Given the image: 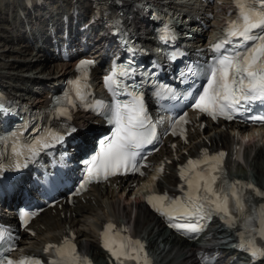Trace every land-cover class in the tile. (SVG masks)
<instances>
[{
  "label": "snow or ice",
  "instance_id": "6c2138e0",
  "mask_svg": "<svg viewBox=\"0 0 264 264\" xmlns=\"http://www.w3.org/2000/svg\"><path fill=\"white\" fill-rule=\"evenodd\" d=\"M234 2L239 9V17L229 23L227 39L215 44L214 50L220 52L225 44L232 43L233 38L240 41V44L235 47L248 42L252 44L242 52L236 51L222 55L208 70L207 86L194 106L213 120L223 117L231 121L242 110H250L249 106L253 103L257 101L264 103V0H234ZM91 63L93 62L85 61L80 68L84 69ZM114 76L115 74L107 78L109 85L116 83ZM74 83L76 97L84 102L86 96L81 82L77 80ZM68 102L71 103V100ZM95 107L97 109L103 107L102 102H96ZM6 111L7 109L0 104V112ZM60 115L70 118L66 108L60 110ZM251 120L264 123V115L253 116ZM112 122L116 125L115 133L101 144L99 154L88 162V179L81 184V188L93 180H107L109 176L137 171L139 169L136 163L137 150L150 143L155 136L154 129L149 127L142 99L136 96H133L131 103L116 105ZM184 123H187L186 118L180 120L177 127ZM71 131L74 132L75 129ZM172 134L178 133L174 130ZM51 139L61 142L63 137L51 134ZM3 143L4 141L0 140V144ZM36 144L42 147L49 146L46 140L37 141ZM37 151L38 147L32 146L25 149L19 140H16L12 143L10 152L11 167L19 170L22 167L21 158L29 154L35 155ZM225 155L220 152L209 156L205 151L202 160L188 161L187 166L182 168L180 173L181 179L186 182L189 189L184 201L172 199L165 194L150 196L148 202L169 220L181 217L189 220L203 219L206 208L207 214L212 212L220 214L229 226L235 227L239 219L244 229L240 235L244 239L245 249L254 258L264 259V205L256 209L255 206L246 203L250 200V193L264 198V191L253 184L230 182L223 170ZM3 170L0 166V172ZM140 174L143 175V173ZM170 227L178 231L197 233L202 230L203 225L196 222L172 223ZM113 229H115L114 225L106 226L103 234L104 247L116 258L118 264H123L124 260H136L137 264H151L140 241H133L127 237L116 241L113 237L127 230L121 229L113 233ZM48 250L56 256L53 264H91L87 258L78 255L75 244L68 240H65L61 247L50 244ZM0 264H40V261L35 258H22L19 261L0 259Z\"/></svg>",
  "mask_w": 264,
  "mask_h": 264
},
{
  "label": "bare ground",
  "instance_id": "6f19581e",
  "mask_svg": "<svg viewBox=\"0 0 264 264\" xmlns=\"http://www.w3.org/2000/svg\"><path fill=\"white\" fill-rule=\"evenodd\" d=\"M14 1L15 0H0V81L5 84L9 82L10 89L16 94L19 93L27 96L31 94L34 98H43L45 97L43 93L38 94V91L34 92L32 89H24L25 86L23 84L26 82L31 83L33 86H35V84H41L43 87L50 83L54 85L61 80L65 70L68 68V64L53 63L51 67H45L49 69L46 71L50 72L47 75L42 65H35V62L33 63L31 58H33L34 55H41L40 52L43 51H36L34 50V46H29V44L26 43L27 35H25L24 32L27 28L24 24L18 25L16 13H14ZM51 1L55 4L40 9V12L36 14V18L34 19L43 23L42 20L44 21V19L42 18L50 14L51 19L53 21L56 20L55 18L60 13V8L56 3L57 0H50V2ZM88 1L89 0H76V3L88 7L90 3ZM124 1H126V4H130L129 0ZM64 2H66L68 6H71L74 0H64ZM130 8H133L132 5ZM26 19L28 21L34 20L33 16L32 18L27 17ZM54 24L59 25V23ZM15 39H17L16 44ZM5 54H9L12 59L16 58L17 60L14 59V63L5 61ZM46 60L49 61L48 63L55 61L52 56L46 55L43 61L44 63L42 64H45ZM27 73H34L36 75L30 76L26 75ZM50 80H54L55 82H48ZM19 82L21 83L19 84ZM205 133L211 137L208 141H212L213 143L216 141L217 143L227 144L230 142L232 136L231 133L223 132L222 130H216L213 133L206 131ZM192 135L194 136L193 144L196 148L201 143V134L196 136V130H194ZM208 136L206 138H208ZM249 149L250 159L247 163V169L242 168L237 169V171L240 175L250 174L253 179L262 184L264 181V142H253ZM252 154L255 156L251 157ZM173 177L174 173H171L164 178V187L171 188V186L176 185ZM122 196V193H118L116 190L112 189V187L97 189L86 198V200H88L87 202L84 201L74 209H70V216L66 215L65 220L58 219L53 215L43 219L41 224L48 227L47 230L41 232L35 240H30L28 243L37 247L47 235L51 233L55 235L56 228H61L62 231L63 227L69 225L77 231L80 241L82 242L81 245L91 253L92 257L97 262L107 264L105 254L98 245V227L106 217L113 215L118 221L123 222L129 220L131 224L134 223V229H136L137 235L144 236L148 239L150 248L153 249L152 251L156 253V255L164 257L163 252L167 249L165 253L166 258H169L167 264H192V262H190L191 257L189 253L191 244H186L165 231L158 218L154 217L146 209L142 199L135 198L131 200V198L127 196L126 198ZM134 210L137 212L136 215L133 213ZM67 211L68 210L65 211V214ZM215 229L218 231L217 233H223V229L220 225ZM222 238L230 239L227 235H222ZM26 243L27 241L25 245ZM169 247H171L172 250H170L171 248L169 249ZM160 263L163 264V259L160 260Z\"/></svg>",
  "mask_w": 264,
  "mask_h": 264
},
{
  "label": "rangeland",
  "instance_id": "374dc122",
  "mask_svg": "<svg viewBox=\"0 0 264 264\" xmlns=\"http://www.w3.org/2000/svg\"><path fill=\"white\" fill-rule=\"evenodd\" d=\"M22 46H23V45H22ZM6 52H7V51H6ZM34 57H35V58H37V57L40 58L41 55H36V56L34 55ZM5 58H6V59H5ZM5 58H4L5 61H9V62H11V63H12V62L14 63V61H13L14 59L17 60L16 58L12 59V58L10 57L9 54H5ZM47 58H48V57H47ZM47 58H46V59H47ZM2 61H4V60H2ZM32 61H33V60H32ZM43 61H44V60H42V61H38V60H36L35 63H34V61H33V63H34L35 65H36V64H37V65H42V66L44 67V69H45L44 71H45L46 74L48 75L50 72H48V71H46V70H49V69H47V68H48V67H51V65H53V63H48L49 61L46 60V61H45V64H42V63H44ZM38 62H40L41 64L38 63ZM49 64H50V65H49ZM45 67H47V68H45ZM30 72H31V71H30ZM33 74H34V73H33ZM34 75H36V74H34ZM52 81H54V80H52ZM52 81L50 80V81H48V82H52ZM54 82H55V81H54ZM52 83H53V82H52ZM34 87H35V86H34ZM35 88H37V87H35ZM32 90H33V89H32ZM34 92H37V91H34Z\"/></svg>",
  "mask_w": 264,
  "mask_h": 264
}]
</instances>
